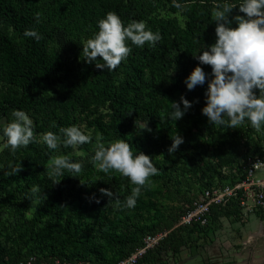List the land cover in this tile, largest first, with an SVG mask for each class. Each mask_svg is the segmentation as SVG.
<instances>
[{
	"label": "trees",
	"instance_id": "1",
	"mask_svg": "<svg viewBox=\"0 0 264 264\" xmlns=\"http://www.w3.org/2000/svg\"><path fill=\"white\" fill-rule=\"evenodd\" d=\"M226 2L238 4L239 0H176L184 6L179 20L164 16L179 11L172 6L173 0H0V130L11 122L12 111L20 110L33 121L36 141L45 132L59 134L61 127L69 126H77L84 134L92 130L107 144L123 139L133 149L141 148L135 152L151 157L159 171L141 194L159 181L178 203L176 210L165 215L140 194L134 208L113 210L108 198L99 193L101 185L110 181V189L116 191V186L126 182L129 192L121 205L131 195L132 185L116 173L99 172L91 163L92 155H75L87 144L77 150H50L34 141L15 153L3 149L0 207L10 208L11 216L0 221V264H19L30 255L38 261L113 264L141 247L146 235L172 229L182 203L190 204L195 191L218 187L221 174L212 163L211 145L221 150L223 166L238 165L242 158L260 152L264 126L259 132L247 122L238 131L217 125L203 127L207 118L201 109L207 83L191 91L184 83L197 66L211 76L210 66L199 64L194 57L215 43L216 23L211 12L215 4ZM108 12L116 13L125 26L133 20L144 21L162 39L154 47L130 45L131 53L114 71L96 69V62L85 63L82 46L98 31V21ZM37 13L41 14L39 23ZM237 14L233 10L231 16ZM26 30L37 31L42 39L26 37ZM68 56L81 60L71 63ZM182 96L192 107L175 121L168 102L179 103ZM140 123H147L151 131L138 138L134 134ZM175 135L183 143L169 155ZM58 155L81 163L82 171L48 177V162ZM19 165L23 171L8 174ZM228 178L229 185L242 180ZM33 187L39 191L32 192ZM70 188L73 199L69 201L65 193ZM150 195L155 197V192ZM152 211L156 217L147 223L143 213ZM237 212L233 202L222 210L212 207L206 227L170 231L137 264H165L163 253H177L220 214ZM257 216L264 219V215Z\"/></svg>",
	"mask_w": 264,
	"mask_h": 264
},
{
	"label": "clouds",
	"instance_id": "2",
	"mask_svg": "<svg viewBox=\"0 0 264 264\" xmlns=\"http://www.w3.org/2000/svg\"><path fill=\"white\" fill-rule=\"evenodd\" d=\"M174 8L184 10V6L173 0ZM233 10L237 15L231 16ZM41 14H36L37 23ZM212 21L216 23L215 43L208 46L200 55L195 56L201 65L211 68L212 79L207 83L205 106L201 113L211 125L236 129L246 122L256 131L264 126V0H239L238 4H215L211 12ZM235 27H231L232 24ZM93 36L82 46V54L87 64L95 63V68L116 70L132 51V47L141 48L145 44L155 46L162 37L148 29L144 21H131L125 26L124 22L114 12H108L97 23ZM24 35L39 41L42 39L35 30H26ZM206 73L202 67H195L187 76L184 83L191 91L205 84ZM259 93L258 95L256 93ZM183 105V108H181ZM171 118L181 119L185 112L192 107L183 96L179 103H170ZM12 120L3 125L0 130V150L9 149L15 153L20 148H26L36 141L33 121L20 110L11 113ZM142 131H151L147 123ZM102 137L97 138L94 155L91 157L93 166L104 174L116 173L126 178L132 185L131 195L126 197L123 205L114 199V193L100 188L99 193L108 198V203H114L117 208L132 209L140 196L142 189L151 182V178L159 175L152 158L137 154L131 145L123 139H117L105 145ZM41 142L50 150L61 147L77 150L81 145L92 142L90 135L84 134L77 126L61 127L59 134L51 131L41 134ZM183 139L175 135L169 155L174 153ZM81 163L71 162L66 155H58L48 162V175L63 177L65 172L78 175L82 171ZM23 171L21 166L13 167L9 175ZM60 182V181H59ZM58 182V183H59ZM57 184V183H56ZM33 187L32 192H38ZM96 203H100L98 199Z\"/></svg>",
	"mask_w": 264,
	"mask_h": 264
},
{
	"label": "built area",
	"instance_id": "3",
	"mask_svg": "<svg viewBox=\"0 0 264 264\" xmlns=\"http://www.w3.org/2000/svg\"><path fill=\"white\" fill-rule=\"evenodd\" d=\"M236 168L233 174L239 178L242 177V180L230 186L204 189L190 204L182 203L180 216L172 229L163 230L155 235H146L141 247L113 264H137L148 251L158 247L172 230L194 225L206 227L209 224L212 207L222 210L233 202L240 222H245L252 214L264 215V141L261 142L259 153H254L245 159L242 158ZM259 171H263V175L257 177L256 173ZM19 264L90 263L81 261L71 263L60 260L38 261L35 257L29 256Z\"/></svg>",
	"mask_w": 264,
	"mask_h": 264
},
{
	"label": "crops",
	"instance_id": "4",
	"mask_svg": "<svg viewBox=\"0 0 264 264\" xmlns=\"http://www.w3.org/2000/svg\"><path fill=\"white\" fill-rule=\"evenodd\" d=\"M247 221L240 222L237 214H220L204 233L192 235L188 246L175 254L163 253L161 261L165 264L169 259L176 264H264L261 257L264 228L247 233Z\"/></svg>",
	"mask_w": 264,
	"mask_h": 264
},
{
	"label": "rangeland",
	"instance_id": "5",
	"mask_svg": "<svg viewBox=\"0 0 264 264\" xmlns=\"http://www.w3.org/2000/svg\"><path fill=\"white\" fill-rule=\"evenodd\" d=\"M165 17L168 18H178L179 20H181L180 16H177L176 14H172V13H165L164 14ZM67 60H69V62L71 63H76L77 61H80L81 59L78 57H73V56H68ZM206 73V72H205ZM207 79L205 81V83H208V81H210L212 78L211 76H209L206 73ZM175 102V100H171L168 103H172ZM203 127L204 126H210L211 124H209L208 120L203 121ZM144 123H140L138 130L135 132V137L141 138L144 135L148 134V131H142ZM243 126H248L247 123H245ZM236 131L239 130V127L235 129ZM86 135H90L92 137V142L87 144V147L84 151H76L74 152L75 155H84V154H89V155H94V151H95V144L97 142V138L100 137L99 134H94L92 133V130H87L85 131ZM252 139H254L255 141L257 140V137L254 135L252 136ZM264 141V139L262 140V142ZM102 143H104L105 145L107 144L106 141H104L102 139L101 141ZM210 149H213V157H212V163L213 165L217 166V171L220 172L221 175H219L221 177V183H219L218 187H224V186H230L227 182V178L228 177H236L233 173L235 172L234 170L236 169L235 163L230 164V165H222L221 161H222V153L220 149H215L214 145L210 146ZM134 151H141V148H134ZM1 151V150H0ZM48 169V168H47ZM224 171V172H222ZM258 177H260L261 175H263V171H259L256 173ZM47 175H48V171H47ZM118 175V174H117ZM48 177H50L48 175ZM226 178V179H225ZM229 179V178H228ZM227 182V183H226ZM110 181H106L101 185V188H105L109 191H112L114 193V199L118 198L120 201H122L123 198H125L126 193L129 192V188H128V184H126V182L123 183V185L121 186H116V191H113L110 189L109 187ZM77 187V186H76ZM204 189H198L197 191H195V196H199L201 194V192ZM155 192V197H152L150 194ZM73 190L72 188H70L66 193H65V197L67 200H72L73 196H72ZM131 193V191H130ZM143 197V200L147 203H152L155 206V209L158 210L161 214H168L170 211L176 210L178 208V203L172 199L168 192L162 187V185L159 183V181H154L151 183V186L148 189L147 193H143L141 194ZM111 204V208L113 210H117L118 208L114 205V203H110ZM10 208H5V207H0V221L3 220L4 218L7 219L8 217H10ZM143 217L144 219H146L147 223H150L152 220L154 221V219H152L154 216V212L152 211L151 214L146 215L145 213H143ZM247 226L245 228L247 233H255L258 232L261 228H264V219H261L260 217H258L256 214H252L247 218ZM264 233V231H263ZM201 244V243H200ZM261 257L264 258V235L261 236ZM33 256V255H30ZM34 257V256H33ZM168 264H176L173 260L169 259L168 260Z\"/></svg>",
	"mask_w": 264,
	"mask_h": 264
}]
</instances>
